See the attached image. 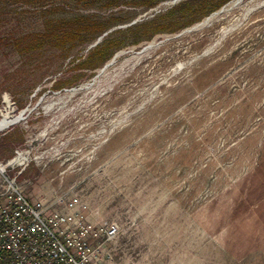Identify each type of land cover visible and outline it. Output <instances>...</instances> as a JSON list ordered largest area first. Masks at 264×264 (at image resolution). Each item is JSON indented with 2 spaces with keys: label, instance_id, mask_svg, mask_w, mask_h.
Instances as JSON below:
<instances>
[{
  "label": "rangeland",
  "instance_id": "374dc122",
  "mask_svg": "<svg viewBox=\"0 0 264 264\" xmlns=\"http://www.w3.org/2000/svg\"><path fill=\"white\" fill-rule=\"evenodd\" d=\"M186 1L0 0V183L118 222L114 264H264V0Z\"/></svg>",
  "mask_w": 264,
  "mask_h": 264
},
{
  "label": "built area",
  "instance_id": "2783aa9c",
  "mask_svg": "<svg viewBox=\"0 0 264 264\" xmlns=\"http://www.w3.org/2000/svg\"><path fill=\"white\" fill-rule=\"evenodd\" d=\"M20 157L25 158L18 151L8 165ZM2 175L0 264H114L105 244L118 235V222L87 218L79 208L80 198L68 197V191L53 200L33 198L17 175Z\"/></svg>",
  "mask_w": 264,
  "mask_h": 264
},
{
  "label": "trees",
  "instance_id": "16d2710c",
  "mask_svg": "<svg viewBox=\"0 0 264 264\" xmlns=\"http://www.w3.org/2000/svg\"><path fill=\"white\" fill-rule=\"evenodd\" d=\"M90 1V0H87ZM163 0H143V5L146 8L153 7L160 3ZM229 0H199V14L196 16V18H200L205 14H208L216 9H219L221 6H223L225 3H227ZM192 0H188L186 2H183L178 7H184V6H192ZM196 5V4H195ZM194 5V6H195ZM197 10V11H198ZM108 28L107 24L102 23L100 20L95 21H88L86 22L85 26L79 25L77 27H73L69 31H62V32H54L52 35L57 40H70L75 39L78 37L82 31L93 29L96 34L95 37L98 35H101L104 33ZM171 24H161L159 26V29L166 30L170 29ZM104 40H116L112 38H106ZM121 46L120 41H108L98 46V48L95 50L97 54L102 55V59H105L108 57L112 52L113 49H116ZM23 141V137L21 135H18L13 129L0 135V152H3L5 149H9V147H12L20 142Z\"/></svg>",
  "mask_w": 264,
  "mask_h": 264
},
{
  "label": "bare ground",
  "instance_id": "6f19581e",
  "mask_svg": "<svg viewBox=\"0 0 264 264\" xmlns=\"http://www.w3.org/2000/svg\"><path fill=\"white\" fill-rule=\"evenodd\" d=\"M215 14H213L212 16L208 17L205 21L197 24L195 27L198 28V27H201V26H204L205 24H208V22H210L212 20V18L214 17ZM20 115L18 117H14V118H11L9 117V115L7 114H4L2 116V118L0 119V131L8 126H10L11 124L15 123L16 121H18L20 119ZM21 158V157H20ZM24 158H22L23 160Z\"/></svg>",
  "mask_w": 264,
  "mask_h": 264
},
{
  "label": "crops",
  "instance_id": "0c3cea01",
  "mask_svg": "<svg viewBox=\"0 0 264 264\" xmlns=\"http://www.w3.org/2000/svg\"><path fill=\"white\" fill-rule=\"evenodd\" d=\"M8 131H10V130H7L6 132H8ZM6 132H4V133H6Z\"/></svg>",
  "mask_w": 264,
  "mask_h": 264
},
{
  "label": "water",
  "instance_id": "95a60500",
  "mask_svg": "<svg viewBox=\"0 0 264 264\" xmlns=\"http://www.w3.org/2000/svg\"><path fill=\"white\" fill-rule=\"evenodd\" d=\"M101 38V37H100ZM100 38L98 40H100Z\"/></svg>",
  "mask_w": 264,
  "mask_h": 264
}]
</instances>
